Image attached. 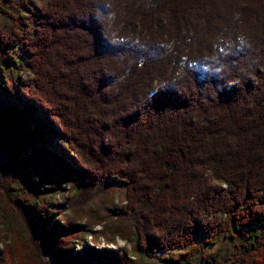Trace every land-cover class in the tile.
Here are the masks:
<instances>
[{"label": "trees", "instance_id": "obj_1", "mask_svg": "<svg viewBox=\"0 0 264 264\" xmlns=\"http://www.w3.org/2000/svg\"><path fill=\"white\" fill-rule=\"evenodd\" d=\"M10 1L0 264H191L187 248L220 237L229 264H264V0H43L33 14ZM65 177L74 190L52 204ZM112 177L118 214L88 206L106 192L109 208ZM103 229L128 246L96 247Z\"/></svg>", "mask_w": 264, "mask_h": 264}, {"label": "rangeland", "instance_id": "obj_2", "mask_svg": "<svg viewBox=\"0 0 264 264\" xmlns=\"http://www.w3.org/2000/svg\"><path fill=\"white\" fill-rule=\"evenodd\" d=\"M43 0H11L10 1V5L12 7H14V9H18L20 8L21 10L23 9V7L27 8L25 10H23V13H30L33 14L36 11L37 5H39ZM27 75V72L25 73L24 70H20L18 73V76H20L21 78L25 77ZM10 104V101L8 102H1L0 103V108L6 106ZM33 146H39V144L37 145V142L32 144ZM55 146L56 143L52 142L51 139L49 141V148L47 149V152L50 156H52L54 158L53 161H62L66 159H64L62 157L61 154L57 153L55 150ZM58 173H60L59 171H61V168L58 167V165L55 166L54 169ZM39 177V175H37ZM54 183V182H52ZM52 183L47 182L44 184H41L40 186L38 185V189H40L41 187L44 189L46 188H50V186H53ZM58 183V182H57ZM104 184H109L112 187V203L108 204V209L106 206L107 200L109 198V194L108 193H101L98 194V196L93 199L92 202H88V206L93 207L95 206L97 203H94L95 200H97V202L99 203V207L101 206H105L104 211L107 212L108 214L114 213V214H118L117 211H119V207L122 206L125 202H124V189L123 186L121 184V182L117 179V177H112L111 179L107 180V182H103ZM98 185L97 188H101L102 186L105 185ZM56 184H54L55 186ZM59 185V184H58ZM71 183L67 180V178L65 177V179H63L62 181H60V185L57 189H54L55 194L54 197H50L52 198V204H54L55 200L58 203H64L65 199L71 194L72 190H74L73 186H70ZM53 189V188H52ZM49 193V191H47ZM44 194V193H43ZM78 204L79 201H77ZM56 207V206H55ZM52 209H55L54 207ZM111 209H114L115 212H112ZM65 212H62V214ZM102 229V225H98L94 228V230L96 231H100ZM104 233L102 235H100L97 238V241L95 242V246L96 247H100V248H111L114 250H120L122 249L124 246H128V242L126 240H122L115 232H113L111 229H103ZM3 233L1 232V224H0V246H2V241L4 239L3 237ZM83 241L85 243L88 244H92L93 239L91 234H89L88 229L81 234V236L79 237V241ZM216 245L213 246H202L200 239L196 242V246L192 247V248H187L186 250L188 252H190L191 250L198 248L199 251L194 253L193 256H191V264H229V260L227 259L233 249H234V240H231L229 238L226 237H220L217 241V243H215ZM75 249H79L80 245L79 244H75ZM179 253H181V251H173L170 252L169 255L171 256H176ZM157 256L164 257L167 256V254L165 253H159ZM134 264H163L162 261L158 258H149L145 255H139L137 258L136 263Z\"/></svg>", "mask_w": 264, "mask_h": 264}]
</instances>
